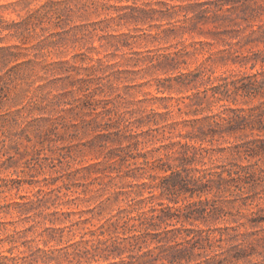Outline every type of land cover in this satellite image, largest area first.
<instances>
[{
	"label": "clouds",
	"instance_id": "clouds-1",
	"mask_svg": "<svg viewBox=\"0 0 264 264\" xmlns=\"http://www.w3.org/2000/svg\"><path fill=\"white\" fill-rule=\"evenodd\" d=\"M0 264H264V0H0Z\"/></svg>",
	"mask_w": 264,
	"mask_h": 264
}]
</instances>
